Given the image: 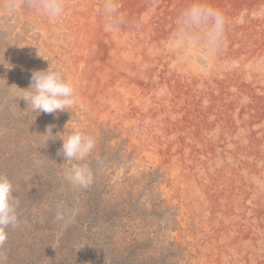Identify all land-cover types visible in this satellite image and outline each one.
Returning <instances> with one entry per match:
<instances>
[{
  "label": "bare ground",
  "instance_id": "1",
  "mask_svg": "<svg viewBox=\"0 0 264 264\" xmlns=\"http://www.w3.org/2000/svg\"><path fill=\"white\" fill-rule=\"evenodd\" d=\"M111 2L105 18L104 0H63L51 21L31 0H0V34L24 65L31 51L72 84L73 130L122 144L121 178L158 173L160 206L175 211L164 237L185 261L264 264V136L244 83L246 63L264 77V0H203L226 19L216 44L185 23L194 0Z\"/></svg>",
  "mask_w": 264,
  "mask_h": 264
},
{
  "label": "rangeland",
  "instance_id": "2",
  "mask_svg": "<svg viewBox=\"0 0 264 264\" xmlns=\"http://www.w3.org/2000/svg\"><path fill=\"white\" fill-rule=\"evenodd\" d=\"M26 58L24 65L0 34V175L12 182L18 200L17 225L6 229L7 240L0 248L5 264H189L164 237L166 229H173L168 216L175 211L160 206V176L121 178L117 171L130 165L132 157L110 135L105 133L95 144L87 161L93 174L87 189L74 188L65 179L67 165L57 155L62 140L56 134L72 132L78 117L69 110L38 114L17 99L32 72L47 69L36 63L35 53L27 52ZM245 67L244 83L255 84L254 105L261 111L258 126L251 124V129L263 137L264 77H250L258 63ZM48 126L51 137L45 134ZM58 210L69 221L66 226L56 219Z\"/></svg>",
  "mask_w": 264,
  "mask_h": 264
},
{
  "label": "clouds",
  "instance_id": "3",
  "mask_svg": "<svg viewBox=\"0 0 264 264\" xmlns=\"http://www.w3.org/2000/svg\"><path fill=\"white\" fill-rule=\"evenodd\" d=\"M31 7L54 21L64 13L63 0H31ZM117 12L111 0H104L101 6V15L105 18L113 16ZM185 23L204 29V36L208 42L216 44L223 39L226 19L223 13L203 0H194L190 7L183 11ZM17 87L15 84L11 85ZM19 88V87H17ZM20 89L22 95L17 99L26 101L28 108L35 113L54 114L68 111L77 103L74 87L63 74L51 64L46 70H35L31 74L30 84L26 89ZM69 121L66 123L65 127ZM61 133V148L57 155L62 157L67 167L64 170L65 179L74 188L87 189L93 182V174L88 164L95 147L92 136L73 130L66 136ZM49 137L52 135V126L46 128ZM18 200L14 195L12 182L0 175V248L7 240L6 229L16 226ZM56 219L65 221L64 213L57 211ZM69 221H65V225ZM7 257L0 252V264H5Z\"/></svg>",
  "mask_w": 264,
  "mask_h": 264
}]
</instances>
